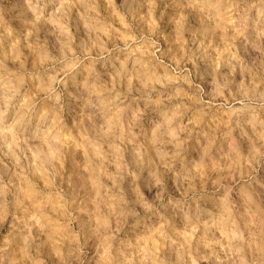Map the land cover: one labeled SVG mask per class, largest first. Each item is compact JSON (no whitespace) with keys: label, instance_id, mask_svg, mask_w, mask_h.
I'll return each instance as SVG.
<instances>
[{"label":"rangeland","instance_id":"374dc122","mask_svg":"<svg viewBox=\"0 0 264 264\" xmlns=\"http://www.w3.org/2000/svg\"><path fill=\"white\" fill-rule=\"evenodd\" d=\"M263 96L264 0H0V264H264Z\"/></svg>","mask_w":264,"mask_h":264},{"label":"bare ground","instance_id":"6f19581e","mask_svg":"<svg viewBox=\"0 0 264 264\" xmlns=\"http://www.w3.org/2000/svg\"><path fill=\"white\" fill-rule=\"evenodd\" d=\"M26 1H29V0H26ZM236 17H234V16L233 17H228V16L227 17H221V18L217 19L215 23H212V22L209 23L208 21H205V22L199 21L197 23V26H198L197 30L202 35L208 36V38L210 39V43L211 44L213 43L217 48H219V50L221 52L227 51L228 49L231 50V48H229V47H231L233 45L239 47V43L237 44V42H239L240 35L243 32V29L240 28L243 20L240 19L239 16L237 18ZM212 24H214V25H212ZM216 50H218V49H216ZM10 79L15 80V79H17V76L11 75ZM249 94H250V92H249ZM254 96H256V95H254ZM242 97L244 98V96H242ZM257 97H259V96L257 95ZM262 98L261 99H258V98H256V99H251V98L248 99L247 98L246 99V97H245V99L241 98L239 101L240 105H238L237 107H235L231 110V113L235 119V123L242 130V137H241V134L239 137L237 136L239 139L237 141L233 142V147L231 149H229V151L232 150V152L235 155V158H237L239 160H242V159H245V158H248L251 156L257 157L256 155L262 156V155H260L261 150H258V151L256 150V148L259 147L260 143L264 140V99H262ZM238 99H239V97H238ZM228 119H230V117ZM171 120H173V119H171ZM226 125H228V124H226ZM226 128H227V126H226ZM230 129H232V128H230ZM236 129H238V128H236ZM232 131H231V133L233 134L234 132H232ZM244 132L247 134V136L243 137ZM238 133H236V134H238ZM229 136L227 135V137H229ZM173 138H174V136H172V134H169V133H167L165 136L166 141H169V140L171 141ZM230 142L232 143V141H230ZM249 147L253 148V150H256V151L250 152L248 150ZM258 149H260V148H258ZM263 149H264V147H263ZM252 160H254V159H252Z\"/></svg>","mask_w":264,"mask_h":264}]
</instances>
